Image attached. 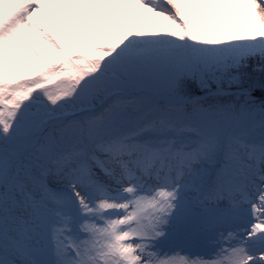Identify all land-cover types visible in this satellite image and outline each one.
<instances>
[{
    "label": "snow or ice",
    "instance_id": "1",
    "mask_svg": "<svg viewBox=\"0 0 264 264\" xmlns=\"http://www.w3.org/2000/svg\"><path fill=\"white\" fill-rule=\"evenodd\" d=\"M0 264H264V0H0Z\"/></svg>",
    "mask_w": 264,
    "mask_h": 264
}]
</instances>
